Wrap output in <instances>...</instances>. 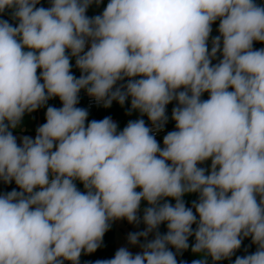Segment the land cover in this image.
<instances>
[{
    "label": "clouds",
    "instance_id": "1",
    "mask_svg": "<svg viewBox=\"0 0 264 264\" xmlns=\"http://www.w3.org/2000/svg\"><path fill=\"white\" fill-rule=\"evenodd\" d=\"M101 2L0 0V181L19 189L0 194V264H80L121 219L146 225L127 237L142 251L121 247L94 264H186L177 254L192 236V253L213 264L250 237L256 251L234 264H264V48L253 47L264 43V5L109 0L89 17ZM82 89L105 108L130 98L128 114L151 127L142 118L122 131L111 117L88 121L77 107ZM54 97L62 107L47 106L35 138L18 142L12 130ZM173 101L175 130L161 147L153 133ZM209 159L210 171L198 166ZM188 193L199 194L191 207Z\"/></svg>",
    "mask_w": 264,
    "mask_h": 264
},
{
    "label": "trees",
    "instance_id": "2",
    "mask_svg": "<svg viewBox=\"0 0 264 264\" xmlns=\"http://www.w3.org/2000/svg\"><path fill=\"white\" fill-rule=\"evenodd\" d=\"M256 3H258V0H256ZM40 4L37 5V7H39ZM89 17L95 16L94 13L90 12L87 10L86 13ZM2 18L4 19H8L10 23H17L16 21H13L11 19V14L10 12L6 11ZM253 46H255L256 48H260L259 44H254ZM71 65H72V74L76 77L79 78L81 75L80 70L75 66V58H73L70 61ZM39 69H38V74H39ZM88 98V94L86 93L85 90H81V92L79 93V103L77 105V107H81V108H86V100ZM48 102H50L49 106H54V107H62V102L59 100V97H54L53 99L49 100ZM177 104L176 101L171 102L170 104H168L166 106V114L170 113L173 109V107H175ZM131 108V106L128 105L127 101L125 102L124 106H121L117 101H113L111 107L109 108H94L92 110H88V121L91 120H101L105 117H111L112 120L114 122L117 123L118 125V131H122L123 127H124V119L130 115L129 113V109ZM142 119L145 120L146 125H148L149 123H151L147 116H141ZM87 123V122H86ZM167 127L170 129V125L166 124ZM199 167H201V164L198 165ZM76 185L78 187L79 190L81 191H85L83 184L80 181H76ZM13 189H18L17 185L15 184V182L13 181L10 184H4L2 181H0V194L3 193H7L10 192ZM139 191V189H137ZM199 197L198 193H188L185 194L183 197V200L185 201V205L186 207H191L192 206V202L193 201H197ZM167 201L171 204H175V200L171 199V198H166ZM163 202V201H162ZM146 207H149V205L147 204L146 201H142L141 202V207L140 209H142L144 211V209ZM126 219H121V220H117V221H125ZM196 225H193V229H195ZM159 233L161 235L165 234L167 232V226L166 223L165 224H161L159 226L158 229ZM195 243V237H189V249L184 250L182 252V254L178 253L177 254V259L178 261H185L186 264H192V261L194 259H206L207 260V264H213V261L211 259L210 256H206V254H193L191 251V245ZM256 245L252 243V240L250 237L248 238H244L241 248L239 250L236 251V253L230 258V259H223L221 261H217L215 262V264H234V261L236 259L237 256H244L247 254H251L254 253L256 251ZM173 252H175L176 250L174 248L171 249ZM116 248H115V229L114 227H110V229L105 233L104 237H103V242L100 248H98L94 253L91 254H83L80 257V264H94L95 261L97 260H105V259H111L114 257L115 252H116ZM64 264H71L70 261H65Z\"/></svg>",
    "mask_w": 264,
    "mask_h": 264
},
{
    "label": "rangeland",
    "instance_id": "3",
    "mask_svg": "<svg viewBox=\"0 0 264 264\" xmlns=\"http://www.w3.org/2000/svg\"><path fill=\"white\" fill-rule=\"evenodd\" d=\"M108 2H109V0H102V2L98 6L96 4H93L89 7L88 11L94 13L95 15H100L103 12V10L106 7ZM258 4L264 5V0H258ZM40 6H43L45 8L50 7V0H40ZM218 26H219V21H216L212 25V29H213L212 33H211L212 37L219 35L218 30H217ZM254 44H259L260 48H264V43L254 42ZM253 47H254V49H258L255 46H253ZM210 49H211V38L209 40V50ZM218 58H222V57H220L219 53H218ZM217 62H218V59L213 60V64H215ZM202 99H208V93H205L202 96ZM127 103L129 106H131L130 98L127 100ZM49 105H50V102H47V105H45L44 107L39 108L32 113H26L24 115L19 127L17 129L12 130L13 134L16 135L18 138V142H19V138L22 136H25V135L30 136L33 139L35 138L37 128L40 125L46 123L45 113L47 110V106H49ZM171 114H172V111L167 114L168 122L166 124L170 125V127H171L170 131H173V130H175V121H173L171 119ZM137 119H141V114L139 113V111H132L131 114L128 115L124 119V127L127 125V123L130 120H137ZM166 134H164L160 139L157 140L161 147H163V137ZM201 167H204L205 169H208L210 171L211 160L209 159V160L203 162L201 164ZM138 215L142 218V216H143V210L142 209L139 210ZM111 227H114V229H115V248H116V250H118L121 247H127L129 249V251H131L133 254H136V253L142 251V249L139 247V245L132 246V245L128 244L127 237H128L129 233L143 231L146 228V225H144L142 222L139 224H132V223H129L127 220H125V221H117L116 220V221L112 222ZM154 236H155V232L151 233L149 235L148 239L151 240L154 238ZM144 242H145L144 238H141L140 243H144Z\"/></svg>",
    "mask_w": 264,
    "mask_h": 264
},
{
    "label": "built area",
    "instance_id": "4",
    "mask_svg": "<svg viewBox=\"0 0 264 264\" xmlns=\"http://www.w3.org/2000/svg\"><path fill=\"white\" fill-rule=\"evenodd\" d=\"M87 50V46L86 49ZM126 82V81H125ZM123 83V82H121ZM86 108L88 110H92L94 108H104L101 104H97V102L94 100V98L88 96L87 100H86ZM147 126L151 127V123H149ZM170 131V129L167 127V125L165 124L163 130L159 131V132H155L153 133L155 135L156 140L160 139L164 134L168 133Z\"/></svg>",
    "mask_w": 264,
    "mask_h": 264
},
{
    "label": "crops",
    "instance_id": "5",
    "mask_svg": "<svg viewBox=\"0 0 264 264\" xmlns=\"http://www.w3.org/2000/svg\"><path fill=\"white\" fill-rule=\"evenodd\" d=\"M171 129V128H170Z\"/></svg>",
    "mask_w": 264,
    "mask_h": 264
}]
</instances>
